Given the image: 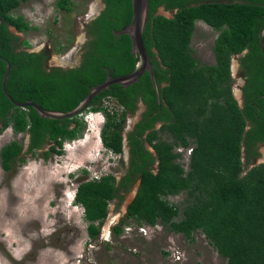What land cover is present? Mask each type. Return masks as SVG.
Returning <instances> with one entry per match:
<instances>
[{"label": "trees", "instance_id": "trees-1", "mask_svg": "<svg viewBox=\"0 0 264 264\" xmlns=\"http://www.w3.org/2000/svg\"><path fill=\"white\" fill-rule=\"evenodd\" d=\"M28 1L0 0V133L10 127L15 135L27 134V154L47 147L43 157L48 159L61 156L64 143L81 137L86 125L79 116L51 120L40 118L30 107L13 105L2 91L6 62L10 65L6 90L13 100L32 101L47 111H71L91 87L106 80V70L118 77L134 69L130 37L113 36L130 24L132 7L131 0H101L104 8L85 26L87 37L78 63L62 69L50 67L48 50L30 52L28 42L10 32V26L21 34L32 28L21 16L12 15ZM221 1L149 0L142 41L159 101L145 72L127 87L111 85L88 106L87 110L103 113L101 144L117 156L124 151L127 116L140 102L145 107L126 134L129 167L123 177L117 181L113 174H105L76 188L74 204L83 209L89 239L98 238L109 203L120 200V192H129L140 180L123 218L111 228L114 237L123 233L129 220L139 226L160 224L188 240L200 231L226 264H264V162L248 169L264 146V51L259 42L264 0ZM57 7L72 11L68 0H58ZM160 7L177 11L172 18L156 16ZM196 20L228 27L215 42L214 65H204L193 55L190 43ZM244 50L248 53L240 59L245 76L240 106L232 91L230 59ZM103 99L114 101L121 111L102 105ZM21 152L18 141L4 145L2 170L9 172L23 163ZM181 193L185 194L181 207L168 201Z\"/></svg>", "mask_w": 264, "mask_h": 264}, {"label": "rangeland", "instance_id": "rangeland-1", "mask_svg": "<svg viewBox=\"0 0 264 264\" xmlns=\"http://www.w3.org/2000/svg\"><path fill=\"white\" fill-rule=\"evenodd\" d=\"M68 1L70 13L57 7L58 0H29L12 11L14 17L21 16L32 27L24 34L18 33L20 40L28 42V51L48 50L52 67L73 66L86 41L85 23L101 11L99 0ZM94 6L96 15L85 21L89 8ZM210 47L211 39L203 46L193 39L192 48L203 62H213ZM233 92L239 96L238 87ZM102 105L121 111L110 99H103ZM138 113L127 116L125 149L120 156L105 151L101 144L100 115H90L83 135L65 144L61 156L51 155L48 159L43 157L44 150L27 154L26 134L15 135L10 127L0 133V149L12 140L18 141L22 145L20 157L24 159L9 172L0 166V264H226L200 231L188 240L167 232L160 224L144 226V232H140V226L129 220L123 233L114 237L111 228L123 218L133 187L120 193V200L109 203L98 238H88L83 209L74 205L73 193L80 182L105 174H113L119 181L127 162L126 134L139 119ZM155 127L158 129V124ZM263 150L264 146L260 147L259 151ZM84 169L87 173H83ZM167 199L181 207L185 194ZM110 216L117 217L116 223L104 235Z\"/></svg>", "mask_w": 264, "mask_h": 264}, {"label": "water", "instance_id": "water-1", "mask_svg": "<svg viewBox=\"0 0 264 264\" xmlns=\"http://www.w3.org/2000/svg\"><path fill=\"white\" fill-rule=\"evenodd\" d=\"M148 1L149 0H131L132 17H131L130 24L125 26L122 30H120L118 32H115V33L113 32V36L126 34L131 39L132 50L130 53H132L134 56L135 67L130 73H128L126 75L118 76V77H111L109 71L106 70V72H107L106 80L104 82L98 84L97 86L91 87V89H90L89 93L86 95V97L73 110L63 113V112L47 111L32 101H26V102L20 103V102H16L15 100H13V98L9 95V93L6 90V83H7V80L9 77V71H10V65L8 62H6L5 72H4L3 79H2V91H3L4 95L9 99V101L13 105H15L17 107H20V108L30 107V108H32L40 116V118H46V119H51V120H65V119H71V118H75V117L79 116L83 111H85L88 108L91 101L97 95H99L101 92L107 90L111 85L118 84V85L123 86V88L127 87L129 85H132V84L138 82L140 77L145 72H148L150 77H151L153 88H154L155 93H156L157 101H159V96L157 94L158 89H157V86L155 83L154 74L152 71V66H151L150 60L146 54V51H145V48L143 45V41H142V34H143L144 27L146 25V22L148 19V14H149ZM155 15L156 16H158V15L164 16L167 18L172 17V14L165 12L163 10V8H159ZM9 30L11 33L16 34L18 36H19V34H21V33L18 34V32L15 30V28H13L11 26L9 27ZM263 35H264V28L259 33V42H260V48H261L262 52L264 51V49H263V47H264L263 46ZM235 98L238 100L239 104L241 105L242 102H241L240 95H239V98H237L236 96H235ZM159 127H160V124H158V128ZM131 128H132V126H131ZM155 129H156V127H155ZM123 147L125 149L124 142H123ZM151 151L154 152L153 149H151ZM259 152H260V157L258 159H256L254 161V163L248 167V169L264 162V153H263V151H259ZM118 179H120V177ZM139 183H140V180H138L133 185V188H132L130 196H129V198H130L129 202L125 205V212H126L127 206L131 203V201L133 200V198L135 197V195L138 191ZM116 219L117 218H115L109 224V226L107 225V223H108V221H110V217L107 219V223H106L107 227H106V225L104 226V232L106 230H108L111 227V225L116 223L115 222Z\"/></svg>", "mask_w": 264, "mask_h": 264}, {"label": "flooded vegetation", "instance_id": "flooded-vegetation-1", "mask_svg": "<svg viewBox=\"0 0 264 264\" xmlns=\"http://www.w3.org/2000/svg\"><path fill=\"white\" fill-rule=\"evenodd\" d=\"M100 1V4H101V10L104 8V4L102 3L101 0ZM216 2H222L221 0H215ZM160 8H163V7H160ZM159 9V8H158ZM157 9V11H158ZM164 10V8H163ZM156 11V13H157ZM165 11V10H164ZM176 9L175 10H172V11H165L167 13H170L172 14V17L174 16V14L176 13ZM67 13V12H65ZM88 15V13H87ZM171 17V18H172ZM87 17H84L85 21H89L88 19H86ZM85 25H87V23H85ZM264 28V27H263ZM262 28V29H263ZM224 29H228V27H226L225 25L223 26H219L218 28H215V26L213 25H210L206 22H204L203 20H196L194 22V30H193V33H192V37H191V43H190V46H191V49L193 50V55L195 58H197L200 63L204 64V65H208V66H211V65H214L215 64V54H214V51H213V48L215 46V42L216 40L218 39L220 33H222L224 31ZM261 29V30H262ZM260 33V32H259ZM86 34V32H85ZM87 37V35H86ZM194 38H197L198 41H199V45L200 46H203L204 44H207V42L211 39V47H210V52L212 54V57H213V62L212 63H206V62H203L200 60L199 57L196 56L195 54V50L192 48V43H193V39ZM84 44V43H83ZM30 52H36V51H30ZM39 52V51H38ZM81 52V49L79 50V52L77 53V57H76V60L74 61V66L78 63V59L80 57V53ZM248 53V50H244L241 54H238V55H233L232 58L230 59V72H231V79H232V91L235 87H238V91H239V95L241 97V102H242V93H241V89L243 87V85L245 84V76H244V66L243 64L241 63V58L244 57L246 54ZM74 66H66V67H60V66H55V67H60L62 69H69V68H72ZM52 67V66H50ZM246 69V68H245ZM238 81H240L239 83L240 84H236L234 86V84ZM233 95H234V92H233ZM235 96V95H234ZM98 101H101L100 99H98ZM243 104V102H242ZM242 104L240 106H242ZM137 110L139 111L138 115H139V119L136 121V123L141 119L142 117V114L143 112L145 111V107L143 105V103H139L138 106H137ZM129 116V115H128ZM135 123V124H136ZM159 124V123H158ZM156 126V125H155ZM134 128V127H133ZM126 147H127V143H126ZM263 147V146H262ZM144 148L151 154L154 155V152L151 151V147L148 146L147 144L144 145ZM44 152L47 150V147L45 149H43ZM126 155H127V162L125 164V171L124 173H126V170L128 169L129 167V148L127 147L126 149ZM42 151V150H41ZM190 150H187L185 153L186 154H189ZM123 174H121L119 177L120 179L123 177ZM119 179V180H120ZM122 193V192H120Z\"/></svg>", "mask_w": 264, "mask_h": 264}, {"label": "clouds", "instance_id": "clouds-1", "mask_svg": "<svg viewBox=\"0 0 264 264\" xmlns=\"http://www.w3.org/2000/svg\"><path fill=\"white\" fill-rule=\"evenodd\" d=\"M96 17V16H95ZM94 17V18H95ZM93 18V19H94ZM71 56H72V54H71ZM67 57V56H66ZM64 59H65V57H64ZM74 66V65H73ZM87 110V109H86ZM83 111L80 115H79V118H81L83 115H89V117H90V115H95V116H98V115H100L102 118H103V122H102V124L104 123V116H103V113L102 112H92V111H90V110H87V111ZM81 120L83 121V123L86 125V127L88 126V122H87V120L85 119V118H81ZM102 124H101V126H102ZM101 129V128H100ZM27 135V134H26ZM27 137H28V135H27ZM99 137H100V130H99ZM78 139V138H77ZM77 139H75V140H73V141H71V142H75ZM101 141V140H100ZM70 141L69 142H65L64 143V145L65 144H67V143H71ZM28 143H29V138H28ZM64 145H63V148H64ZM27 146H28V144H27ZM62 148V149H63ZM105 151H107V150H105ZM107 152H109V151H107ZM112 154V153H111ZM186 155H189V154H186ZM77 188V187H76ZM76 191V190H75ZM74 197H75V192L73 193V203H74ZM75 205V204H74ZM125 214V213H124ZM119 222V221H118ZM116 225V224H115ZM144 226H147V227H150V226H148V225H141L140 227H144ZM154 227V226H153ZM109 230V229H108ZM107 230V231H108ZM107 231L106 232H104V235H106L107 234ZM106 233V234H105ZM104 237V236H103Z\"/></svg>", "mask_w": 264, "mask_h": 264}, {"label": "bare ground", "instance_id": "bare-ground-1", "mask_svg": "<svg viewBox=\"0 0 264 264\" xmlns=\"http://www.w3.org/2000/svg\"><path fill=\"white\" fill-rule=\"evenodd\" d=\"M100 9V8H99ZM89 12H90V14H89ZM93 13V15H91ZM96 15V10H95V6L92 8V10H90V8H89V11H88V20H90V19H92L94 16ZM73 52V50L70 52V53H72ZM69 53V54H70ZM238 98H239V96H237ZM263 153H264V150H263ZM117 218V217H116ZM115 218H112V216H110V221H108V223H107V225L109 226V224L114 220ZM107 225H106V227H107ZM107 231V230H106Z\"/></svg>", "mask_w": 264, "mask_h": 264}, {"label": "built area", "instance_id": "built-area-1", "mask_svg": "<svg viewBox=\"0 0 264 264\" xmlns=\"http://www.w3.org/2000/svg\"><path fill=\"white\" fill-rule=\"evenodd\" d=\"M110 109H111V108H110ZM88 118H89V115H88L87 118H85V119L87 120ZM139 228H140V229H139L140 232H144V228H145V227H139Z\"/></svg>", "mask_w": 264, "mask_h": 264}]
</instances>
